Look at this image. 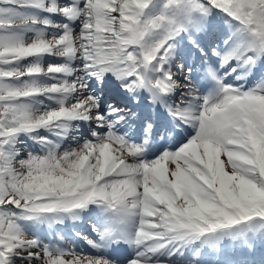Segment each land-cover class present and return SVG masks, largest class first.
Here are the masks:
<instances>
[{"label": "snow or ice", "instance_id": "snow-or-ice-1", "mask_svg": "<svg viewBox=\"0 0 264 264\" xmlns=\"http://www.w3.org/2000/svg\"><path fill=\"white\" fill-rule=\"evenodd\" d=\"M0 264H264V0H0Z\"/></svg>", "mask_w": 264, "mask_h": 264}, {"label": "bare ground", "instance_id": "bare-ground-1", "mask_svg": "<svg viewBox=\"0 0 264 264\" xmlns=\"http://www.w3.org/2000/svg\"><path fill=\"white\" fill-rule=\"evenodd\" d=\"M80 227H82V228H85L86 229V225H82V226H80ZM85 251H88V249L87 248H85Z\"/></svg>", "mask_w": 264, "mask_h": 264}, {"label": "rangeland", "instance_id": "rangeland-1", "mask_svg": "<svg viewBox=\"0 0 264 264\" xmlns=\"http://www.w3.org/2000/svg\"><path fill=\"white\" fill-rule=\"evenodd\" d=\"M68 243H70V241H67Z\"/></svg>", "mask_w": 264, "mask_h": 264}]
</instances>
